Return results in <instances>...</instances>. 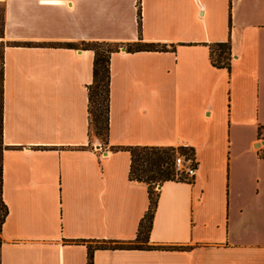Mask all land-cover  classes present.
I'll list each match as a JSON object with an SVG mask.
<instances>
[{
	"label": "crops",
	"instance_id": "obj_1",
	"mask_svg": "<svg viewBox=\"0 0 264 264\" xmlns=\"http://www.w3.org/2000/svg\"><path fill=\"white\" fill-rule=\"evenodd\" d=\"M0 24V264H87L89 246L92 264H264V0H0ZM88 41L166 47L111 54L107 144L89 138L94 52L66 46ZM131 146L197 161L157 186L146 242Z\"/></svg>",
	"mask_w": 264,
	"mask_h": 264
},
{
	"label": "trees",
	"instance_id": "obj_2",
	"mask_svg": "<svg viewBox=\"0 0 264 264\" xmlns=\"http://www.w3.org/2000/svg\"><path fill=\"white\" fill-rule=\"evenodd\" d=\"M0 34L2 26L0 24ZM70 48L90 49L94 52L93 80L88 87V113H89V138L93 121L100 124L98 139L102 144H107L108 136V113L110 98V56L124 46L125 50H165L166 47L156 43H145L136 41L131 43L109 42V41H88L80 44L67 43ZM230 43L217 42L211 45V61L217 67L230 69ZM0 61H2V48H0ZM2 72L0 71V77ZM127 150L131 155L129 178L143 182L147 185L149 206L146 214L139 223L137 239L148 241L149 232L157 206L158 192L156 186L168 180H182L175 177L173 158L176 151L194 155L192 147L187 146H131ZM2 167L0 162V203L3 206V213L0 214V231L5 220L7 209L3 204L2 197ZM1 241V238H0ZM98 248L126 249L138 247L134 242H119L103 240L99 242ZM152 247V246H149ZM180 248V247H178ZM92 248L88 247L87 264H92Z\"/></svg>",
	"mask_w": 264,
	"mask_h": 264
},
{
	"label": "built area",
	"instance_id": "obj_3",
	"mask_svg": "<svg viewBox=\"0 0 264 264\" xmlns=\"http://www.w3.org/2000/svg\"><path fill=\"white\" fill-rule=\"evenodd\" d=\"M255 143L256 150L259 147H264V123L258 125ZM173 165L177 179H182L187 182L193 181L197 170V161L193 154L176 151L173 158Z\"/></svg>",
	"mask_w": 264,
	"mask_h": 264
},
{
	"label": "rangeland",
	"instance_id": "obj_4",
	"mask_svg": "<svg viewBox=\"0 0 264 264\" xmlns=\"http://www.w3.org/2000/svg\"><path fill=\"white\" fill-rule=\"evenodd\" d=\"M122 48H125V47L124 46H121L120 49H122ZM99 126H100L99 123L98 124H95V122L93 121V123L91 125V130H90V135H91V139L92 140H95L96 138H98L97 137L98 136V133L97 132L99 131ZM3 211H4L3 206L0 203V214H2Z\"/></svg>",
	"mask_w": 264,
	"mask_h": 264
}]
</instances>
